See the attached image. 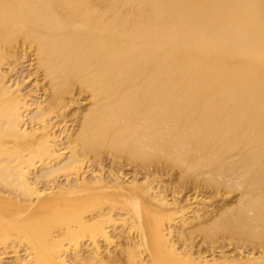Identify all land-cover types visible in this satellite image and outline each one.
<instances>
[{"label": "bare ground", "instance_id": "obj_1", "mask_svg": "<svg viewBox=\"0 0 264 264\" xmlns=\"http://www.w3.org/2000/svg\"><path fill=\"white\" fill-rule=\"evenodd\" d=\"M0 264H264V0H0Z\"/></svg>", "mask_w": 264, "mask_h": 264}, {"label": "rangeland", "instance_id": "obj_2", "mask_svg": "<svg viewBox=\"0 0 264 264\" xmlns=\"http://www.w3.org/2000/svg\"><path fill=\"white\" fill-rule=\"evenodd\" d=\"M83 97H84V94H83ZM76 118H77V117H76ZM68 119H70V118H68ZM71 120H75V116H73ZM68 123H70V122H68ZM68 123H67V124H68ZM73 124L76 125L75 123H73ZM73 124H72V125H73ZM115 163H116V164H115ZM119 163H120V162H118L117 160H115L114 163L111 165V164H110V161H109L108 159H107V161H106V158H105V160H104V162H103V164H104L103 166H104V168H106V167H109V165H111V166H110L111 169H112V168H113V169L115 168L114 171H116V169H117V171H119V173H123V174H124V173H128L129 175H131V174H130V170H127V169L130 168V166H128V167L126 166V167H125V166H124L123 164H121V163H120V164H121V166H120ZM123 163H124V162H123ZM124 164H125V163H124ZM122 165H123V167H122ZM116 166H117V167H116ZM118 166H119V168H118ZM94 167H95V166H94ZM120 167H122V168H120ZM123 170H124V171H123ZM175 175L177 176V174H174V175H173L174 177H171L172 180H173V179H176V176H175ZM189 175H191V174L189 173ZM168 177H169V176H168ZM168 177H165V176H164L162 179L166 180ZM176 181H177V180H176ZM172 182H173V181H172ZM201 187H202V186H201ZM209 187H210V188H209ZM211 189H212L211 185H210V186L206 185V186L202 187V188L200 189V191L203 192L204 197H208L209 194H211V192H212V190H213V189H212V190H211ZM186 191H187V190H186ZM220 193H223V190H220ZM189 194H191V192H189L188 195H189ZM203 194H202V195H203ZM234 194H235V195H234ZM236 194H238V193H237V192H233V193H232V192H229V194H227L226 196H227V197H232L231 195L236 196ZM223 195H225V194H223ZM228 195H230V196H228ZM213 197H214V195H213L211 198H208V200H207V199H206V200L209 201V203H211V202L213 203L214 200H215V198L212 199ZM210 199H212L213 201H212V200L210 201ZM213 204H214V203H213ZM212 227H213V228H212ZM212 227H211L210 229H208V232H210V233L213 235V236L211 237L213 240L219 241V239H222L223 237H224V238H230V239L233 238L232 240H234V239L239 240V239H240V238L238 239L237 237L235 238V236L233 237L230 233L226 234L225 232H227V231H224L223 233H222L223 230H222V231H221V230L218 231L217 226H212ZM218 233L220 234L221 237H219V234H218ZM221 233H222V235H221ZM224 234H226V237L224 236ZM229 234H230V236H229ZM227 236H228V237H227ZM218 238H219V239H218ZM234 241H236V240H234ZM245 241H246V240H245ZM236 242H237V241H236ZM238 242H239V241H238ZM240 242H244V240L241 239ZM230 248H231V247H229V249H230ZM200 249H203V251H205V250H206V245L201 246ZM208 254H209V252H206L204 255L207 256Z\"/></svg>", "mask_w": 264, "mask_h": 264}]
</instances>
